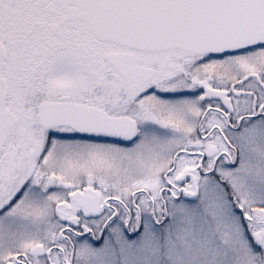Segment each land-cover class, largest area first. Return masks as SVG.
Listing matches in <instances>:
<instances>
[{
    "label": "snow or ice",
    "instance_id": "snow-or-ice-1",
    "mask_svg": "<svg viewBox=\"0 0 264 264\" xmlns=\"http://www.w3.org/2000/svg\"><path fill=\"white\" fill-rule=\"evenodd\" d=\"M0 264H264V0H0Z\"/></svg>",
    "mask_w": 264,
    "mask_h": 264
}]
</instances>
